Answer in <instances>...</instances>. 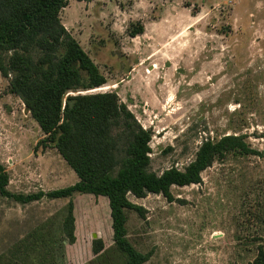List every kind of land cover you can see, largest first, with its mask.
I'll list each match as a JSON object with an SVG mask.
<instances>
[{
	"label": "rangeland",
	"instance_id": "obj_1",
	"mask_svg": "<svg viewBox=\"0 0 264 264\" xmlns=\"http://www.w3.org/2000/svg\"><path fill=\"white\" fill-rule=\"evenodd\" d=\"M61 23L137 123L151 133L150 171H184L202 144L239 136L259 155L230 153L202 182L161 195H129L127 238L145 264H254L264 250V0H69ZM143 27L142 34L131 32ZM63 53V51H61ZM0 74V164L12 194L78 182ZM74 203L75 242L63 222ZM45 238L46 246L30 242ZM94 240L104 250L93 253ZM45 256L43 257V255ZM108 201L23 205L0 194V264H125Z\"/></svg>",
	"mask_w": 264,
	"mask_h": 264
},
{
	"label": "trees",
	"instance_id": "obj_2",
	"mask_svg": "<svg viewBox=\"0 0 264 264\" xmlns=\"http://www.w3.org/2000/svg\"><path fill=\"white\" fill-rule=\"evenodd\" d=\"M82 1V0H78ZM69 0H0V74L11 76L10 89L25 105L45 138L38 145L54 144L78 182L68 188L35 194H12L10 177L0 164V194L23 205L72 199L75 194L108 200L115 245L125 264H145L149 256L138 252L127 238L128 210L142 212L128 199L161 195L169 202L173 187L202 182V173L230 153L259 155L239 136L204 142L184 171L169 169L161 175L150 171L151 133L144 130L115 92L77 94L104 87L98 67L61 23ZM143 27L131 32L135 37ZM63 51V53H61ZM63 231L75 242L74 203L68 206ZM43 237L32 248L46 246ZM104 245L94 240L93 253ZM45 254L43 255V257ZM254 264H264L260 250Z\"/></svg>",
	"mask_w": 264,
	"mask_h": 264
},
{
	"label": "crops",
	"instance_id": "obj_3",
	"mask_svg": "<svg viewBox=\"0 0 264 264\" xmlns=\"http://www.w3.org/2000/svg\"><path fill=\"white\" fill-rule=\"evenodd\" d=\"M77 183V182H76ZM74 185V184H73ZM80 195H82V194H80ZM93 196V195H92ZM102 198H104V197H102ZM106 199V198H105ZM107 200V199H106ZM108 201V200H107ZM75 218H76V216H75Z\"/></svg>",
	"mask_w": 264,
	"mask_h": 264
}]
</instances>
